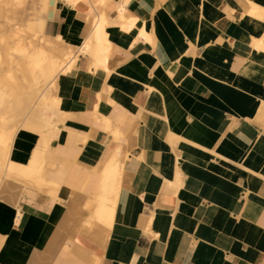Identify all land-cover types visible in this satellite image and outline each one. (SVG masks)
I'll return each instance as SVG.
<instances>
[{
  "label": "crops",
  "instance_id": "crops-1",
  "mask_svg": "<svg viewBox=\"0 0 264 264\" xmlns=\"http://www.w3.org/2000/svg\"><path fill=\"white\" fill-rule=\"evenodd\" d=\"M49 2L71 59L11 141L0 264H264V0Z\"/></svg>",
  "mask_w": 264,
  "mask_h": 264
},
{
  "label": "rangeland",
  "instance_id": "rangeland-1",
  "mask_svg": "<svg viewBox=\"0 0 264 264\" xmlns=\"http://www.w3.org/2000/svg\"><path fill=\"white\" fill-rule=\"evenodd\" d=\"M44 2L45 0H0V112L2 114L1 122L4 126H7V124L8 126L14 125L18 121L22 122L23 125L31 121L32 117V115H28L29 110L25 104L27 103V93H34V85L32 84L35 78L27 76L29 78L25 77L26 79H24L22 75L14 78L11 76L14 68L17 67L12 59L14 57H21L24 60V56L20 53V47L22 46V50L25 53H30V55L33 53L29 59V65L37 66L39 64L42 66H40L37 74L41 79H45V81L42 79L41 83L43 87H41L39 85L41 84V80L36 79L39 82V89L40 87L45 88L46 83H48L47 81L51 80V77L57 72L58 68L56 67L60 61L59 55L63 54L62 45L57 43L54 38L48 37L45 34L50 2L45 6V10H43ZM18 32L20 33L18 34ZM42 48L45 50V54H41L40 50ZM49 56H52V59ZM19 60L22 61V59ZM40 60H43V63ZM47 60L49 61L48 63L46 62ZM50 60L52 61L50 62ZM27 69L28 73H31L30 69ZM37 74L34 77H37ZM24 80L29 81L25 82ZM32 100V103L35 104L37 102V95ZM9 144L6 147L8 157L6 156L4 166L9 164L10 156L14 153L11 143ZM3 171L4 168L0 173V178L4 176Z\"/></svg>",
  "mask_w": 264,
  "mask_h": 264
},
{
  "label": "bare ground",
  "instance_id": "bare-ground-1",
  "mask_svg": "<svg viewBox=\"0 0 264 264\" xmlns=\"http://www.w3.org/2000/svg\"><path fill=\"white\" fill-rule=\"evenodd\" d=\"M67 1H71V0H67ZM82 1H84V0H75V4L76 3H79V2H82ZM104 22V21H103ZM102 22V23H103ZM95 26H96V24H94ZM93 25V26H94ZM102 25V24H101ZM131 25V24H130ZM102 27V26H101ZM100 26H98L96 29H95V31H94V34H93V36H92V40L95 42L94 44H95V46H96V48L95 49H97V48H99V53L102 51V35H101V33H102V28H101ZM104 29V28H103ZM18 31V30H17ZM16 32V31H15ZM22 32V31H21ZM20 32H18V34H19ZM23 33V32H22ZM104 33V32H103ZM23 34H25V33H23ZM16 35H17V33H16ZM44 39V38H43ZM47 40V39H46ZM35 41V40H34ZM60 41H62V38H60L59 37V43H61V44H63V42H60ZM92 41V42H93ZM103 42H104V39H103ZM44 43V42H43ZM64 45V44H63ZM45 46V45H44ZM91 46H92V44H91ZM44 48V47H43ZM42 48V50H40V52H41V54H45V48L43 49ZM20 49H21V51H20V53L22 54V56H24V60H23V58H21V57H14L12 60L16 63V66L17 67H15L14 68V70H13V72L11 73V76H13V78L14 77H16V76H20V75H22L23 77H24V79H26V78H29V77H27V76H33V79L35 78V80L37 79V80H41L40 81V83L44 80L45 81V79H41L40 77H39V75L37 74V71L39 70V68H40V66L41 65H37V66H31V65H29V59H30V57H31V55L33 54V53H31V55H30V53H25L24 52V50H22V46L20 47ZM49 49V48H48ZM109 49V48H108ZM106 51V50H105ZM63 54H61V55H59L60 56V61H59V63H58V66L56 67V68H58L57 69V72L55 73V71H53L55 74H54V76L53 77H51V80H49V81H47L48 83H46V87L45 88H41V87H43L42 85V83L41 84H39V82L36 80V82H35V80H34V83L32 84V85H34V89H33V91H34V93L32 94V93H30L29 94V92L27 93V103L25 104L26 105V107L28 108V115L30 116V115H32L33 117H41V116H45V117H47V115H49V113H48V111L49 110H51V109H53L54 107H55V104L57 103L56 101H55V98L52 96V94H51V90L54 88V85H55V80H56V78H57V76L61 73L62 74V72L64 73V70H65V66H66V63H67V61L68 60H70L71 58L69 57L70 56V54L68 53V52H65L64 50H63V52H62ZM105 53V52H104ZM56 54V53H55ZM74 55V54H73ZM96 56V55H95ZM47 57V56H46ZM50 57V56H49ZM51 59H52V56L50 57ZM98 58V57H97ZM19 59H22V61H20ZM55 59H56V57H55ZM45 60V59H44ZM49 60V59H48ZM46 61L47 63L49 62V61ZM52 60H50V62H51ZM40 62H42L43 63V60H40ZM45 62V63H46ZM46 63V64H47ZM51 65V64H50ZM72 66V65H71ZM42 67V66H41ZM27 68H29L30 69V72L31 73H28V69ZM46 68V67H45ZM44 68V69H45ZM51 68H52V66H51ZM47 69V68H46ZM46 69H45V71H46ZM49 71H50V67H49ZM42 72V71H41ZM41 72H40V74H41ZM45 73V72H44ZM35 74H37V77H34L35 76ZM60 74V75H61ZM42 76V75H41ZM26 77V78H25ZM30 80V79H29ZM29 80H24L25 82H27V81H29ZM30 83V82H29ZM37 85V87H36V85ZM41 85V87H40V89L38 88L39 87V85ZM3 94V93H2ZM4 95V94H3ZM37 95V102H35V104H33L32 102H33V98H34V96H36ZM1 98V97H0ZM16 102H18L17 100H16ZM25 102V101H24ZM246 102V101H245ZM262 103V102H261ZM248 104V103H247ZM251 104V103H250ZM263 104H264V102H263ZM18 105V104H17ZM250 106V105H249ZM248 106V107H249ZM24 107V106H23ZM26 108V109H27ZM1 111H3V110H1ZM27 111V110H26ZM27 115V116H28ZM51 115V114H50ZM264 115V114H263ZM26 116V117H27ZM54 116V115H53ZM260 117H262V119H263V117L264 116H260ZM23 118V117H22ZM22 118H21V120H22ZM1 119H2V114H1V112H0V173L2 172V170H3V168H4V162H5V160H6V156L8 157V154L6 153V147H7V145L9 144V143H11V141H12V139H13V137H14V135L16 134V132H17V130H18V127L20 126V124L22 123V122H20V121H18L17 123L15 122V124L14 125H10V126H8V124H7V126H4L3 124H2V122H1ZM37 119V118H36ZM51 121V120H50ZM49 123V122H48ZM52 125V124H51ZM14 144V143H13ZM10 145V144H9ZM13 148H14V146H13ZM11 168V167H10ZM9 168V169H10Z\"/></svg>",
  "mask_w": 264,
  "mask_h": 264
}]
</instances>
